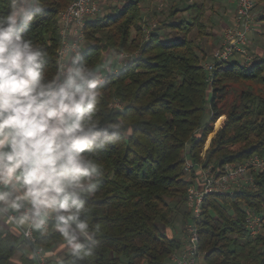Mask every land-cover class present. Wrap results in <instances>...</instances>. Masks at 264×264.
<instances>
[{"label":"trees","instance_id":"1","mask_svg":"<svg viewBox=\"0 0 264 264\" xmlns=\"http://www.w3.org/2000/svg\"><path fill=\"white\" fill-rule=\"evenodd\" d=\"M121 1V7L86 24V55L97 62L107 50L139 51L140 55L104 92L101 119H123L126 132L98 153L105 173L92 203L91 223L99 229L98 243L94 255L82 264H171V255L182 248V238L170 235L166 228L180 206L186 205L196 177L195 171L186 170V160L218 167L264 154V57L250 66L240 58L216 63L210 82L204 68L208 54L201 43L210 34L204 1L182 8L173 5L169 17L148 36L142 0ZM71 2L43 0L44 11L36 14L26 33L47 50L50 72L55 71L60 46L58 15ZM183 11L194 15L180 19ZM259 13L264 22V7ZM195 29L198 33L193 36ZM233 83L243 89H233ZM113 99L122 101L123 111L109 107ZM222 115L226 119L215 131ZM254 178L255 190L205 198L197 224L206 264H264V228L251 237L243 224L245 208L264 209V172ZM189 218L187 208L182 224ZM59 242L58 235L41 240L50 248ZM16 255L13 245L0 244V264H36L27 256L15 260Z\"/></svg>","mask_w":264,"mask_h":264},{"label":"clouds","instance_id":"2","mask_svg":"<svg viewBox=\"0 0 264 264\" xmlns=\"http://www.w3.org/2000/svg\"><path fill=\"white\" fill-rule=\"evenodd\" d=\"M43 11V0H0V244L39 264H82L98 243V153L126 132L123 119H101L104 92L129 60L111 50L97 62L69 40L50 72L26 34ZM57 235L58 246L41 243Z\"/></svg>","mask_w":264,"mask_h":264},{"label":"built area","instance_id":"3","mask_svg":"<svg viewBox=\"0 0 264 264\" xmlns=\"http://www.w3.org/2000/svg\"><path fill=\"white\" fill-rule=\"evenodd\" d=\"M229 2L236 6L232 24L224 29L222 43L213 52V60L204 63V68L210 76V82H212V72L216 63H224L237 57H240L243 62L250 59L248 57L249 35L255 26L253 10L256 0H229ZM99 12L98 0H72L59 13L60 46L57 48V60L65 43L69 40H79L89 46L86 36V24L96 19ZM109 51L111 50L103 52L102 58ZM118 51L123 52L128 58V65L140 55L139 51L133 53ZM109 107L121 112L124 109V104L118 99H113L109 103ZM202 157L204 158V154H202ZM185 166L189 174L193 171L196 173L186 197V205L190 211V221L187 222L184 233H182V248L174 252L170 260L171 264H206V251L199 247L201 239L197 224L203 213L205 198L208 195H232L241 190H255L254 175L264 172V154L254 153L242 161L233 164L230 162L219 164L218 167L211 164L206 166L187 159ZM245 209L247 218L244 220V227L251 237H256L263 232L264 209L259 212L252 211L249 208ZM36 264H39V262H36Z\"/></svg>","mask_w":264,"mask_h":264},{"label":"rangeland","instance_id":"4","mask_svg":"<svg viewBox=\"0 0 264 264\" xmlns=\"http://www.w3.org/2000/svg\"><path fill=\"white\" fill-rule=\"evenodd\" d=\"M98 1H99L100 12L96 18L103 17L107 13L113 11L114 7H116L117 5L118 7H121L123 3L121 0H98ZM195 1H197L198 3H202L200 1H204L203 3L206 8L205 10L206 11L205 20L207 23L206 29L210 34L204 38H201V43L203 47L206 49V54H208V57L204 60V62L205 63L211 62L213 60V56H212L213 52H215V50L220 47V45H218L216 41H218V39H220L221 41L223 40L222 39L223 30L227 26H230L232 24V18H233L236 6L230 3L229 0H214L215 2L213 4L209 0H186V1L185 0H142L140 2V6L143 12L144 34L145 36H147L148 32H151L153 29H156L158 27V24L160 21L167 19L169 17L168 10L173 5L174 6L179 5V7L182 8L184 7L185 4L186 5L191 4ZM263 7H264V1L258 2L257 0V3L253 10L255 26L252 32L254 30L258 32H253L251 36H249L250 44L248 48L249 49L248 57H250V59H248L247 61L244 60V62L241 59L243 63L249 66L256 60L257 57H264V22H261L259 19V14H260L259 12H261ZM192 15H194V13L190 11H186V12L183 11V12H180L179 14L180 19H188L190 16L192 17ZM165 32H170V31H165ZM197 33H198V30L195 29L192 35L196 36ZM214 41L216 42V44L214 47H211L212 42L214 43ZM237 58H240V57H237ZM232 88L240 90V89H243V85H241L240 83H233ZM225 119H226V116L222 115L218 119V121L215 122L214 124L215 131L218 130L223 125V122L225 121ZM214 133H212L209 136V139L207 140L206 145H205V150L209 148L210 142L214 136ZM180 209L181 211L175 213L173 216L174 218L172 220L173 224L170 227H167L166 229L168 230V232L170 231V235H176L183 239V236L181 235H182V231H184L185 229L186 223L183 225L182 219H183V212L187 211V207L185 204H182L180 206ZM18 258H19V255L17 254L14 257V259L18 260Z\"/></svg>","mask_w":264,"mask_h":264},{"label":"crops","instance_id":"5","mask_svg":"<svg viewBox=\"0 0 264 264\" xmlns=\"http://www.w3.org/2000/svg\"><path fill=\"white\" fill-rule=\"evenodd\" d=\"M256 3H257V1H256ZM261 22H262V21H261ZM258 29H259V28H258ZM223 31H224V30H223ZM253 32H258V31H255V30H254ZM253 32H251L249 36H251V34H252ZM219 38H220V37H219ZM249 38H250V37H249ZM222 39H223V33H222ZM220 41H221L220 39H218V41H216V42L218 43V45H220V43H221ZM216 42H215V41H214V43L212 42V46H211V47H214L215 44H216ZM218 45H217V46H218ZM213 50H214V49H213ZM211 52H212V51H211ZM211 52H210V53H211Z\"/></svg>","mask_w":264,"mask_h":264}]
</instances>
